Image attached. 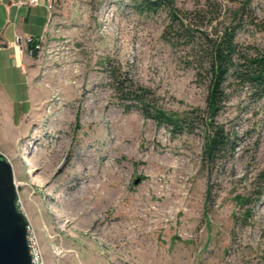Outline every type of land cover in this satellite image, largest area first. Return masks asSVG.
I'll use <instances>...</instances> for the list:
<instances>
[{"label": "rangeland", "instance_id": "374dc122", "mask_svg": "<svg viewBox=\"0 0 264 264\" xmlns=\"http://www.w3.org/2000/svg\"><path fill=\"white\" fill-rule=\"evenodd\" d=\"M45 1L38 54L23 47L36 105L6 156L46 264H264V95L231 78L211 116L201 33L232 25L244 53L264 49V0H175L180 16L201 14L192 39L174 27L165 37L170 14L142 12L141 0ZM110 69L187 118L183 128L125 108ZM15 74L0 83L13 119L31 106ZM209 122L232 140L212 163Z\"/></svg>", "mask_w": 264, "mask_h": 264}, {"label": "trees", "instance_id": "16d2710c", "mask_svg": "<svg viewBox=\"0 0 264 264\" xmlns=\"http://www.w3.org/2000/svg\"><path fill=\"white\" fill-rule=\"evenodd\" d=\"M137 9L147 13H157L163 9L168 11L174 23L165 30V37H168L169 29L174 27L184 34V38L192 39L191 31H194L191 28L192 21L197 23V19H202L199 13L193 14L192 17L191 13L180 16L175 0H141L137 4ZM243 9L244 4L240 6L239 11ZM215 28H212L214 32L205 31L206 33L200 29L204 40L202 46L204 53L202 54L206 55L208 62L207 108L211 116L216 115L226 101L225 85L231 78L243 85L255 88L259 97L264 95V49L249 53L251 48H248L244 53L237 42L235 27L229 25L221 30ZM39 39L40 37L33 38L28 44L32 56L38 54L36 46L39 45ZM109 78L117 100L125 108L140 110L147 119H152L160 125H166L173 133L183 128L187 118L169 114L158 108L152 100L151 92L136 86L126 74L110 69ZM208 130L204 156L207 162L212 163L217 157L226 154L231 149L232 140L222 126L209 122Z\"/></svg>", "mask_w": 264, "mask_h": 264}, {"label": "crops", "instance_id": "0c3cea01", "mask_svg": "<svg viewBox=\"0 0 264 264\" xmlns=\"http://www.w3.org/2000/svg\"><path fill=\"white\" fill-rule=\"evenodd\" d=\"M24 2L27 0H0V83L2 78L6 80L10 72L19 74L27 88L30 85L28 93L31 98L29 109L25 113L16 110L15 119L10 118L8 110L0 107V118L4 121L0 122V150L7 156L15 153V148L26 136V121L36 105L32 78L28 71L29 57L23 50L24 42L30 38H42L51 17L49 4L45 0H41L37 6ZM18 38L21 41L18 42Z\"/></svg>", "mask_w": 264, "mask_h": 264}, {"label": "water", "instance_id": "95a60500", "mask_svg": "<svg viewBox=\"0 0 264 264\" xmlns=\"http://www.w3.org/2000/svg\"><path fill=\"white\" fill-rule=\"evenodd\" d=\"M17 199L13 166L0 155V264H33L27 238L28 220L18 209Z\"/></svg>", "mask_w": 264, "mask_h": 264}, {"label": "built area", "instance_id": "2783aa9c", "mask_svg": "<svg viewBox=\"0 0 264 264\" xmlns=\"http://www.w3.org/2000/svg\"><path fill=\"white\" fill-rule=\"evenodd\" d=\"M28 4L30 6H37L41 3V0H27V2H24V4ZM21 41V39L18 38V42ZM28 43L32 41L31 39L27 40ZM0 155H3L11 164V160L0 150ZM18 204V203H17ZM28 245L30 250V255L32 257V263L33 264H46L44 255L42 252V249L40 247L39 240L36 236V234L33 232L31 225H28Z\"/></svg>", "mask_w": 264, "mask_h": 264}]
</instances>
